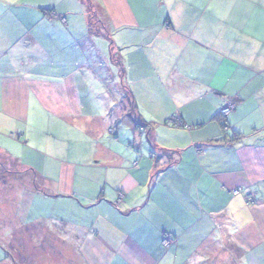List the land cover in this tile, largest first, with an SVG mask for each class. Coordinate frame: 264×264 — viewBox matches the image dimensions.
<instances>
[{"label":"crops","instance_id":"obj_1","mask_svg":"<svg viewBox=\"0 0 264 264\" xmlns=\"http://www.w3.org/2000/svg\"><path fill=\"white\" fill-rule=\"evenodd\" d=\"M1 168L48 262L264 264V0H0Z\"/></svg>","mask_w":264,"mask_h":264},{"label":"rangeland","instance_id":"obj_2","mask_svg":"<svg viewBox=\"0 0 264 264\" xmlns=\"http://www.w3.org/2000/svg\"><path fill=\"white\" fill-rule=\"evenodd\" d=\"M5 168L0 169V181L6 179ZM8 200L0 199V264H67L66 261L56 259L54 262H48L49 251L54 250L55 246L47 247L40 244L36 239L34 245L30 246L28 242L17 245L8 238V227L11 224V213L4 206ZM4 206V207H2ZM36 210V207L34 208ZM33 209V210H34ZM33 223L29 220V224ZM70 232V230H69ZM68 238V236H67ZM33 244V243H32Z\"/></svg>","mask_w":264,"mask_h":264},{"label":"built area","instance_id":"obj_3","mask_svg":"<svg viewBox=\"0 0 264 264\" xmlns=\"http://www.w3.org/2000/svg\"><path fill=\"white\" fill-rule=\"evenodd\" d=\"M63 23L66 22V20L63 18L61 19ZM235 111V104L232 100H228L225 102L224 106L221 108V110L219 111V116L221 117V119L223 121H225V131L229 130V125L226 123V121L228 120V118L230 117V115ZM110 133H113L112 130H110ZM240 191H235L234 194L238 195L240 194ZM124 195L122 193L119 194V199L118 202L121 203L123 200ZM253 196H248L247 200L248 202H252L253 201ZM173 243V240L171 239V236L169 235H165L162 241V246L164 248H168L169 246H171Z\"/></svg>","mask_w":264,"mask_h":264},{"label":"trees","instance_id":"obj_4","mask_svg":"<svg viewBox=\"0 0 264 264\" xmlns=\"http://www.w3.org/2000/svg\"><path fill=\"white\" fill-rule=\"evenodd\" d=\"M222 126H223V128H225V124H223Z\"/></svg>","mask_w":264,"mask_h":264}]
</instances>
